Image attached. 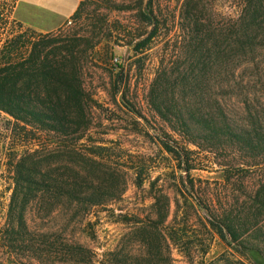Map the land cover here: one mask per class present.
Listing matches in <instances>:
<instances>
[{"label": "trees", "instance_id": "trees-1", "mask_svg": "<svg viewBox=\"0 0 264 264\" xmlns=\"http://www.w3.org/2000/svg\"><path fill=\"white\" fill-rule=\"evenodd\" d=\"M17 2L0 0V28L8 30L0 41V114L8 120L10 141L0 161L11 176L0 249L39 260L51 254L87 258L81 243L66 241L59 232L51 236L36 225L32 229L28 213L33 221L44 222L60 210L68 223L80 225L92 208L107 205L123 191L121 169L93 146L79 144L91 125L94 105L83 63L88 49L113 31V10L131 11L136 17L134 25L123 24L120 32L137 52L150 45L162 24L181 25L179 45L184 58L193 59L191 68L180 69V59L161 61L147 93L151 110L198 146L230 150L247 166L264 164V0H240L233 5L235 14L228 16L216 10L213 0H183L178 20L167 12L170 3L161 0H79L68 24L89 20L93 32L101 34L95 42L93 34L24 29L21 21H10ZM31 129L58 136L59 141L53 146L43 140L37 149L15 153L14 141L23 142L22 132ZM101 167L112 170L101 176ZM237 203L256 208L240 220L233 213L225 215L219 230L247 250L253 264H264V228L258 227V216L264 215V177Z\"/></svg>", "mask_w": 264, "mask_h": 264}, {"label": "rangeland", "instance_id": "rangeland-1", "mask_svg": "<svg viewBox=\"0 0 264 264\" xmlns=\"http://www.w3.org/2000/svg\"><path fill=\"white\" fill-rule=\"evenodd\" d=\"M161 1L170 3L167 12L178 20L183 0ZM238 1L213 3L219 13L228 16L235 14L233 5ZM78 3L79 0H18L10 21L16 19L24 29L46 33L43 28L64 19L54 32L76 31L89 37L93 34L95 42L101 34L93 32L89 20L68 24L74 19ZM135 18L131 11L113 10L109 17L114 21L113 31L105 32L102 42L88 49V59L83 63V78L94 105L91 125L79 144L93 146L98 155L108 156L111 165L121 169L125 179L122 193L107 205L92 208L80 225L68 223L67 215L60 210L44 222L40 218L33 221L31 211L27 215L32 229L36 225L51 236L59 232L66 241L81 243L88 250L87 258L51 254L39 260L35 255L10 254L1 247L0 264H253L247 250L222 236L219 221L230 213L238 220L251 216L256 207H239L236 201L241 202L257 189L258 181L264 177V164L247 166L230 150L198 146L151 110L147 93L161 61L171 64L180 59L181 69L191 68L193 59L188 61L181 53L179 22L162 24L159 34L141 52L127 46L120 31L123 24L134 25ZM7 31L0 28V41ZM7 121L0 114V156L6 143H10ZM22 133L26 135L24 141H14L15 153L37 149L43 140L53 146L59 141L58 136L39 129ZM100 169L101 176L112 170ZM8 170L0 161V226L8 210ZM165 211L168 212L163 218ZM258 220V227L264 228V215H259Z\"/></svg>", "mask_w": 264, "mask_h": 264}, {"label": "crops", "instance_id": "crops-1", "mask_svg": "<svg viewBox=\"0 0 264 264\" xmlns=\"http://www.w3.org/2000/svg\"><path fill=\"white\" fill-rule=\"evenodd\" d=\"M78 6V5H77ZM77 9V7L75 8V10ZM74 10V11H75ZM64 19H61L57 24H55V25H52V26H50V27H48V28H43L42 30L43 31H46V32H49V31H53L54 29H56V28H58V27H60L63 23H64Z\"/></svg>", "mask_w": 264, "mask_h": 264}]
</instances>
